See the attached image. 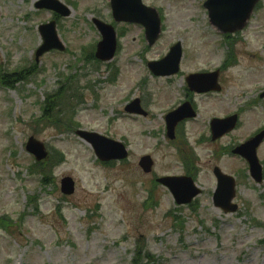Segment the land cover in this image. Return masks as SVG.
I'll return each mask as SVG.
<instances>
[{"label": "rangeland", "instance_id": "obj_1", "mask_svg": "<svg viewBox=\"0 0 264 264\" xmlns=\"http://www.w3.org/2000/svg\"><path fill=\"white\" fill-rule=\"evenodd\" d=\"M40 1L0 0V76L14 84V89L0 85V219L9 224L0 229V264H131L137 244L146 245L160 264H264V182L256 185L240 157L218 156V150L235 148L264 129V0L248 28L230 36L210 25L207 0H142L163 18V34L153 47L145 29L115 23L110 0H57L72 11L67 18L38 10ZM94 19L113 25L118 36L124 31L111 62L84 59L101 40ZM51 21L57 22L66 50L47 53L37 63L38 30ZM178 42L181 72L155 77L148 63L166 57ZM231 51L237 62L221 72L220 94L188 91L189 74L221 68ZM22 78L28 79L18 82ZM69 78L79 90L71 89L70 95L77 98L68 111L58 107L55 113L62 111L58 120L77 113L75 132L44 127L43 107H55L49 96L64 90ZM135 99L147 117L126 112ZM189 100L198 115L181 122L171 141L166 116ZM235 113L238 128L211 142L212 119ZM79 130L122 142L129 149L127 161L101 164L76 135ZM31 137L65 157L50 184L30 174L35 159L26 145ZM180 141L198 157V209L178 206L162 186L155 190L159 205L150 209L154 176L185 174L172 144ZM257 154L264 172V144ZM149 155L155 162L152 175L139 167L140 158ZM215 166L236 179L237 214L214 207ZM65 178L76 184L73 196L61 193Z\"/></svg>", "mask_w": 264, "mask_h": 264}, {"label": "water", "instance_id": "obj_2", "mask_svg": "<svg viewBox=\"0 0 264 264\" xmlns=\"http://www.w3.org/2000/svg\"><path fill=\"white\" fill-rule=\"evenodd\" d=\"M111 8L113 9V17L117 23L125 22L128 24H138L146 29V40L149 46L152 47L158 41L162 29L161 18H159L156 9L147 8L143 5L142 0H111ZM260 0H208L205 4L209 10L211 23L224 33H233L240 31L245 27L247 21L251 18V13ZM40 10H51L57 12L62 17H67L71 14L68 7H65L56 0H41L37 4ZM95 21L98 31L102 34V41L97 47L96 59L100 62H110L114 58L117 50V35L113 26H108L101 21ZM40 34L44 44L37 51V61L50 51H65L64 44L61 43L58 33H56V23L40 27ZM181 44H176L171 49L168 56L161 62L150 63V70L158 76H172L179 72V66L182 58ZM219 73L192 75L187 80L190 90L198 93H211V91H220L218 85ZM264 98V94L261 96ZM139 100L127 107V111L133 114H142L143 111L139 105ZM190 105H185L177 112L169 114L167 118L168 137L174 138L175 128L180 121L194 117ZM237 116L229 119L213 120L212 133L213 140L222 138L226 133L234 130L237 125ZM78 136L92 146L100 161L112 162L116 160H124L128 156V152L120 142H115L111 139L104 138L96 133H88L79 131ZM264 140V132L256 136V138L246 142L245 145L238 147L233 152L247 159L251 167V175L254 180L262 182V166L259 164L258 156L256 155L258 147ZM26 151L33 154L36 161L41 163L48 158L45 145L30 138ZM153 161L150 157L141 159L140 167L146 174L152 171ZM215 175L218 178V190L215 193V206L227 212H237V207L232 205L235 196V182L233 178L224 176L219 168L215 169ZM159 183L166 185L170 191H173L176 201L179 205L192 203V200L200 194L196 189L194 181L189 178H162ZM62 194L72 196L75 191L76 184L70 178L63 179Z\"/></svg>", "mask_w": 264, "mask_h": 264}, {"label": "trees", "instance_id": "obj_3", "mask_svg": "<svg viewBox=\"0 0 264 264\" xmlns=\"http://www.w3.org/2000/svg\"><path fill=\"white\" fill-rule=\"evenodd\" d=\"M85 61L87 63H90L92 61H95L93 53L87 54L85 56ZM2 81V86L5 88H14V84H12V81H10L8 76H4ZM24 78L20 79L22 81ZM28 79V78H26ZM25 79V80H26ZM72 78H69L64 84H62V87H64V90L62 89L59 93L49 96V99H51V102H55L56 105L52 110H48L47 106L43 107V114L40 117V123L47 128L54 127L58 131H65V132H72L75 131L74 128L76 126V119L74 116H76V113L69 117V115L64 114L63 119L60 118L58 120L56 118L57 115L63 116L62 111H57L55 113V109H58V107H63L65 109V112L68 111L67 106L69 107L70 101L72 98H77L76 94L70 95L71 89L75 90L76 93L79 92L78 88L76 86V82L72 83ZM18 81V82H20ZM70 90V91H69ZM70 95V96H69ZM60 101V102H59ZM59 102V103H58ZM59 110V109H58ZM55 113V116H54ZM186 163L188 164L191 161V157H185ZM65 157L61 153H54L51 154V157L47 162L41 163V164H35L30 168V173L34 175H40L42 176L41 183L43 185H46L49 182L50 179L54 176L53 170L55 167L59 166L64 162ZM151 201L154 203L153 197L151 198ZM35 202V199H31V203ZM9 227V224L6 223L3 219H0V228L7 229ZM138 248L135 252L134 259L132 264H157V260L155 256H152L149 254L146 250V246L144 244L137 245Z\"/></svg>", "mask_w": 264, "mask_h": 264}]
</instances>
